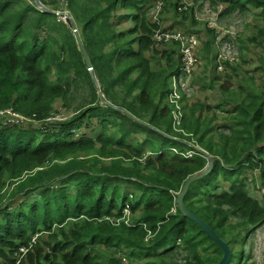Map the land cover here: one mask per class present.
<instances>
[{"label":"trees","instance_id":"16d2710c","mask_svg":"<svg viewBox=\"0 0 264 264\" xmlns=\"http://www.w3.org/2000/svg\"><path fill=\"white\" fill-rule=\"evenodd\" d=\"M37 1L53 11L68 10L103 98L64 20L34 0H0V110L40 121L34 128L0 116V264H14L18 248L35 234L20 264H218L222 249L177 205L170 212L171 191L204 171L207 156L201 150L213 157L212 169L189 185L183 205L228 243L227 264H246L251 255L234 246L264 223V203L247 193L241 178L244 169H258L264 186V81L247 94L220 88L221 104L231 106L223 110L232 121L229 135L210 136L217 127L213 118L182 94L184 131L177 133L173 105L165 99L180 60L173 44L154 45L158 25L146 18L153 0ZM209 1L223 4L225 13L258 9L264 45V0ZM167 4L173 11L179 5ZM193 11L180 13L181 21ZM125 21L132 25L120 29ZM204 27L210 53L215 28ZM257 40L249 39L261 46ZM224 41L235 45L229 35ZM239 42L245 46V39ZM259 60L264 80L263 49ZM232 65L225 71L243 81ZM72 88L90 96L74 112L66 101ZM57 100L65 107L58 111L63 119L45 121ZM168 148L176 152L162 151ZM186 150L193 151L191 158L181 155ZM126 208L131 224L121 221ZM111 217L120 224L106 219ZM146 230L152 232L148 240Z\"/></svg>","mask_w":264,"mask_h":264},{"label":"rangeland","instance_id":"374dc122","mask_svg":"<svg viewBox=\"0 0 264 264\" xmlns=\"http://www.w3.org/2000/svg\"><path fill=\"white\" fill-rule=\"evenodd\" d=\"M194 4L189 2V6H193L195 9V15H188L187 19L182 22L181 16L182 14H176L172 12H167V10H171L168 8V4L165 2V11L164 13L157 14L156 10L148 5V9L146 12V18L147 21H159L161 15L164 16V19L162 21H159L160 27L163 23V26L165 28H172L173 30H184L188 32H193L199 36L202 41L205 39H209V34L207 31H205V27L203 26V21L198 20V16L203 15V9H204V2L211 3L209 0H190ZM37 6H40V4L37 3ZM211 4V7L213 10H215L216 6ZM221 6V5H220ZM41 7V6H40ZM222 7V6H221ZM168 8V9H167ZM56 13L60 19L64 20L65 22V16L61 15L64 12H68L67 9L56 11ZM61 13V14H60ZM259 10L255 8H250L246 11H231L229 13H225L224 10L219 14L220 20L219 22L221 25L230 33L232 34L231 40L235 41V45L230 43V54L235 55V62L232 66H237L239 74L243 76V81L241 79H238L236 74L234 72L225 71L221 75H217L216 70L214 69L213 64V55H214V48L211 49V52H207V47H205L202 44L201 48L197 52V56L200 59V63L197 66V70L194 73L192 77H189L184 81V87L181 89V92L185 98L188 100V103H201L204 106L203 115L209 116L213 118L212 122L215 126V130L210 133V136H212L215 133H223L226 135L230 134V130L227 125L229 123L231 124L232 121L225 118V112L223 110H231V106L228 103L221 104L220 99H222V95L220 92V88L223 90H229V89H237L241 90V92L247 94V92H251L254 89L260 90L263 83V75L260 70H258L260 65L259 56L262 53V49L264 50V45L262 43L261 37H259V26H261L262 21L261 17H258ZM193 19L197 22H193ZM164 21V22H163ZM131 22H123L119 26L120 29H124L126 27L131 26ZM253 37H257V42L261 43V46L258 45L256 42H250L249 39H252ZM243 38L245 39V46H241L239 39ZM230 42V41H229ZM163 46H161L158 49L163 48H170L173 47L172 45L168 46L167 43H163ZM242 47V48H241ZM245 47V48H244ZM246 47L248 49H246ZM149 55V54H148ZM152 55V54H151ZM153 56V55H152ZM165 62V59L162 58ZM152 67L155 69L157 68V65L155 64V59H150ZM218 77L217 81L214 83L213 86H210L211 81H214V78ZM239 77V76H238ZM240 78V77H239ZM238 82L241 83L242 88L240 89L238 87ZM171 84V83H169ZM189 84V85H188ZM188 85V87H186ZM223 86V87H220ZM98 92L100 93L99 85L97 84ZM101 94V93H100ZM179 99H180V94ZM169 96L165 99V102L167 103V100ZM90 96L89 93L85 90H74L73 88L70 91V94L67 98V102L71 105V108L69 111L74 112L75 107L81 103L82 101H85L86 103L89 101ZM178 99V105L180 107L181 114H185V109L183 108L184 102H179ZM168 105H171L170 103H167ZM182 104V105H181ZM64 105L60 100H57L54 104L53 111L55 112L58 108H63ZM65 108V107H64ZM182 108V109H181ZM172 114V113H171ZM204 117V122H205ZM55 120V119H54ZM29 124V123H27ZM43 126L46 127L49 123H41ZM181 124L178 126L176 124V128H181ZM38 126L34 127L37 128ZM177 132L176 130H174ZM184 131V130H183ZM178 133V132H177ZM173 134V133H172ZM177 137V136H173ZM138 141H141L143 139V136H138ZM214 141H217V136L213 137ZM169 145L166 143L163 147L167 148ZM152 153V152H148ZM241 178L244 179L245 183V190H247V193L251 195L252 197L256 198L260 202L264 201V186L260 180V171L258 169H244L242 172ZM220 179V177H219ZM229 183L227 182H221L222 188H227ZM8 187V185H6ZM115 218H111L109 220L113 224H120L116 223L114 221ZM232 225H234V221L231 222ZM41 235H44L42 233ZM147 236V232H146ZM146 240V237H145ZM148 240V239H147ZM239 248H243L244 252L246 254L251 255V258L248 259L246 264H264V224L249 234L248 238L245 240V242L242 245L236 244L234 246L235 252L239 251ZM125 264H127V261H125Z\"/></svg>","mask_w":264,"mask_h":264},{"label":"built area","instance_id":"2783aa9c","mask_svg":"<svg viewBox=\"0 0 264 264\" xmlns=\"http://www.w3.org/2000/svg\"><path fill=\"white\" fill-rule=\"evenodd\" d=\"M165 1L166 0H154L153 1L152 7L156 10L157 14L162 13L164 9ZM171 1L178 2L179 5L176 7L177 13H181L187 10L189 7H193V6H189V2L193 4V2L190 0H171ZM222 10H223V4L216 5L215 10H213L211 7V3L209 4L208 2L205 1L204 9L202 12L203 15L197 17L199 21H203L202 23L206 27L208 26L210 28H215L216 37L213 42V48H214L213 64H214V69L216 70L217 73H224L226 64H234L236 60L235 55L234 54L231 55L229 52L230 42L229 41L223 42V39L227 35H229V38H231L232 34H230L219 22L220 17H221L219 16V14L222 12ZM193 13H195V9ZM159 21H161V17ZM159 21L157 20L152 21V23H155L158 25V28H156L154 32L152 33V40L154 42V45L157 48H160L161 46H163L162 45L163 43H167V44L175 43L177 50H178L180 64H179L177 71L172 75L170 79L171 91L169 93L170 97L168 98V103L173 105V108L171 110L172 127L177 132L183 133L182 128H176V124L179 126L182 122V117H183L180 111V107L178 105V99H179L178 94H180L179 102L180 103L184 102V100H182L183 96L181 92L183 91H181V89L184 87V81L188 79L189 77H192L197 70V66L200 63V59L197 56V52L201 48L203 41L195 33H191V32L184 31V30H173L170 28H165L163 26V23L161 24V27H160ZM188 85L186 87H188ZM0 115L5 116L7 121L14 122L17 124H21L23 122H28V121L35 123V120L32 119L31 117L18 114L14 112L11 108L0 110ZM49 119H52V118H49ZM53 119H62V117H60L59 115H56L55 117H53ZM172 150L176 152L174 149ZM147 154H150V153H147ZM147 154H144L139 160L144 162L146 160ZM193 154L194 153L192 150H186L184 152H181V155L186 158H191ZM171 192L174 195L175 204L170 209V212L175 213L176 198H177L178 192H173V191ZM121 219H123L121 221H123L125 224H131V212H129L127 208L123 210V216L121 217ZM114 221L116 223L121 222L117 218L114 219ZM151 237H152V232L150 230H147L146 240ZM26 250L27 249L24 247L20 248L21 253H18L16 255L17 263L24 256Z\"/></svg>","mask_w":264,"mask_h":264},{"label":"water","instance_id":"95a60500","mask_svg":"<svg viewBox=\"0 0 264 264\" xmlns=\"http://www.w3.org/2000/svg\"><path fill=\"white\" fill-rule=\"evenodd\" d=\"M34 1L37 5L38 2L36 0H34ZM44 10L49 11V12H54L53 10H50L47 8H44ZM55 13H58V12H55ZM61 15H65V23H67L71 27V29L73 30L75 37H76V40H77V44L79 46V50L81 51V53L83 55V60L85 62V65H86L87 69L89 70L95 85H97V81H96V78H95L94 73H93L92 64H91L90 59L88 57V54L85 50V47L82 43V40H81V38L77 32V26H76L73 18L67 12L62 13ZM100 96L103 98L102 94ZM201 152H203L207 156V165H206L204 171H202L199 174H195V175L191 176L186 181V183L183 185L182 189L180 190L179 194L177 195V206L179 207V209L181 210L183 215L189 217L197 225H199V227L222 249L223 255H222V258L220 259V261L218 262V264H227L231 258V254H232V251H231L228 243L223 241L222 239H220L219 236L216 235V233L213 231V229L208 224H206L196 214H194V213L190 212L188 209H186V207L183 205V197H184L185 193L187 192L189 185L193 181L199 179L203 175L210 172V170L212 169L213 157L204 151H201Z\"/></svg>","mask_w":264,"mask_h":264},{"label":"clouds","instance_id":"9594fccd","mask_svg":"<svg viewBox=\"0 0 264 264\" xmlns=\"http://www.w3.org/2000/svg\"><path fill=\"white\" fill-rule=\"evenodd\" d=\"M37 1V0H36ZM154 1V0H153ZM35 2V1H34ZM38 2V1H37ZM166 3H167V0L165 1ZM39 4H40V2H38ZM151 3V2H150ZM152 4H153V2L151 3V6H152ZM37 6V5H36ZM40 6H42V7H39V6H37V7H39L40 9H44L45 8V6H43L42 4H40ZM168 8H170L169 6H168ZM167 8V9H168ZM48 9V8H47ZM171 9V8H170ZM164 11H165V5H164V9H163V11H162V13H164ZM175 11H176V8H175ZM175 11H173L172 9L171 10H167V12L166 13H168V12H172V13H176V14H180V13H177V12H175ZM54 12H56V11H54ZM184 12V11H183ZM182 13V12H181ZM70 14V13H69ZM194 15V14H193ZM65 16V15H64ZM164 19V16L162 15L161 16V21ZM164 22V21H163ZM151 23H152V21H151ZM76 24V23H75ZM203 26H205L204 24H203ZM170 29H172V28H170ZM191 33H193V32H191ZM207 39H205V41H206ZM204 40H203V42H202V44L204 45V42H205ZM174 45L175 46V48L177 49V47H176V44L175 43H171V44H167L168 46L169 45ZM212 48H213V43H212ZM178 51V50H177ZM178 69V68H177ZM175 73V72H174ZM173 73V74H174ZM172 74V75H173ZM172 75H171V77H172ZM171 77H170V79H171ZM170 79H169V81H170ZM170 83V82H169ZM168 102V101H167ZM169 106H171V105H169ZM183 108H184V105H183ZM7 109H10V108H7ZM5 110V109H4ZM59 110H61V108H58L55 112H53L52 114H51V116L50 117H48L45 121H48V122H52V121H54V119H53V117H55L56 115H59L60 117H62V114H60V113H58V111ZM172 110V109H171ZM17 113V112H16ZM18 114H20V113H18ZM23 115V114H22ZM0 116H2V117H4L5 118V116H3V115H0ZM24 116H26V115H24ZM29 117V116H28ZM172 117V116H171ZM32 119H34L35 120V123H32L31 121H28V122H25V123H31L33 126H37V125H39L40 124V121L39 120H36L35 118H33V117H31ZM49 118H52V119H49ZM183 118H184V115H183V117H182V120H183ZM62 119H63V117H62ZM62 119H55V120H57V121H59V120H62ZM8 122H10V121H8ZM12 123V122H11ZM25 123H23V124H25ZM166 150H168V151H172V149L171 148H168V149H162V151H166ZM201 151H203V150H201ZM161 151H157V152H152L151 154H155V153H160ZM184 157V156H183ZM186 158V157H185ZM180 192V191H179ZM179 192H178V194H179ZM263 203V202H262ZM176 205H177V198H176ZM111 218H115L116 219V217H111ZM111 218H106V219H109V220H111ZM264 224V223H263ZM262 224V225H263ZM262 225H260V226H258L255 230H257L258 228H260ZM254 230V231H255ZM147 231V230H146ZM253 231V232H254ZM38 236V234H35L33 237H32V239H31V241L29 242V244L28 245H23V246H20L19 248H18V250H17V252L15 253V263L14 264H20V262H21V260H22V258L25 256V254L27 253V251L29 250V248L32 246V244H34L35 243V240H36V237ZM35 238V239H34ZM33 239H34V241H33ZM21 247H24V248H26L27 250H26V252H25V254H24V256L20 259V261L17 263V254L18 253H21V251H20V248Z\"/></svg>","mask_w":264,"mask_h":264},{"label":"bare ground","instance_id":"6f19581e","mask_svg":"<svg viewBox=\"0 0 264 264\" xmlns=\"http://www.w3.org/2000/svg\"><path fill=\"white\" fill-rule=\"evenodd\" d=\"M168 101V100H167ZM168 103V102H167ZM182 109V108H181ZM182 111V110H181ZM181 127V126H180Z\"/></svg>","mask_w":264,"mask_h":264}]
</instances>
